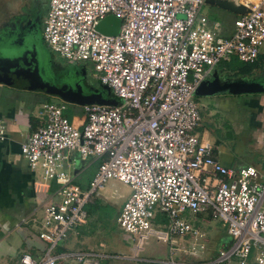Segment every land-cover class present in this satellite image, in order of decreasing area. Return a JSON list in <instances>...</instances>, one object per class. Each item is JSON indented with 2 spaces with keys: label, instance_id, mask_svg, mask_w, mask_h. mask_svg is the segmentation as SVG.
Masks as SVG:
<instances>
[{
  "label": "built area",
  "instance_id": "1",
  "mask_svg": "<svg viewBox=\"0 0 264 264\" xmlns=\"http://www.w3.org/2000/svg\"><path fill=\"white\" fill-rule=\"evenodd\" d=\"M204 0H47L41 40L68 62L91 63L94 77L115 104H84L83 122L63 115L65 103L44 102V123L22 142L20 153L54 197L40 205L39 253L22 252L19 264L56 259L96 264L93 252H55L65 235L86 220L85 207L108 179L130 193L115 217L117 227L139 242L148 234L166 241L167 262L157 264H264V183L253 165H223L213 145L195 132L200 121L196 87L234 55L253 62L264 46V0L249 4L227 37L200 13ZM106 15L120 20L115 35L95 26ZM4 130L0 126V139ZM97 161L80 188L67 170L72 159ZM157 212L167 217L152 230ZM207 215L225 225L228 240L200 261L185 260L203 236L182 214ZM27 218L15 224L20 228ZM191 236L187 245L183 240ZM176 237H182L179 242ZM175 252H179L173 257ZM1 264V262H0Z\"/></svg>",
  "mask_w": 264,
  "mask_h": 264
},
{
  "label": "crops",
  "instance_id": "2",
  "mask_svg": "<svg viewBox=\"0 0 264 264\" xmlns=\"http://www.w3.org/2000/svg\"><path fill=\"white\" fill-rule=\"evenodd\" d=\"M254 1L256 0H229L233 6L240 4L246 9H248L249 4ZM204 3L205 2H203L202 5H204ZM208 5H210L208 10H211L212 12L219 11L221 15L232 19L229 26L220 23L216 19L209 21L218 24L217 33L220 36H229L233 31L234 19L242 15L244 12L236 13L218 7L215 4ZM13 35V33H10V36ZM3 39H5L3 40L5 43H3L6 45L8 38ZM39 39L42 42L41 37H38L37 41H39ZM263 48L260 50L262 51ZM43 70H45V68ZM45 74L46 71L42 74V77L43 75L45 76ZM43 79L48 81L45 77H43ZM94 80L99 82L97 79ZM205 80H207V78ZM78 83L75 85H79ZM259 83L264 85V82ZM85 85L87 86L86 88L91 87L87 80H85ZM70 86L74 87V84ZM79 87L81 89L80 85ZM81 91L85 93L87 90L85 89L84 91ZM43 94L47 93L41 90L26 89L0 81V126H2L4 130L3 138L0 139L1 264H19L18 258L20 253L27 252L31 255H36L43 246L35 235L40 224V205L45 200L54 197L57 186L53 181H43L38 172L32 171L27 165L26 160L22 157L19 148L20 142L25 140L33 130L44 123V114L39 112L40 105L42 102L50 101L48 97H45ZM250 94L251 95L248 97H245L244 94H215L214 103L218 110L226 112L233 119L235 116H239L244 121H254L258 143L260 146H263L264 92ZM58 99L60 100L59 102H56L57 104L63 102L66 105L63 113L67 110V105L71 104L70 111L72 116L68 117L65 113L64 115L74 125L80 126L84 118L83 112L82 114L77 113L76 106L73 105L74 103H68L60 97H58ZM79 106L81 109L82 105ZM257 108H260L259 110L261 111L257 110ZM214 114L215 112H213V108H211L210 111L205 112L204 116L203 114L202 117L200 116V124L198 123L195 132L203 140H206L203 132L204 129L202 128L200 133H198L197 128L203 127L201 124L204 122V119L206 118L209 120V116L211 117ZM213 148L216 153V148L214 146ZM91 162L92 159L87 162L86 165L89 166ZM71 164H69L68 168ZM240 166L231 168L234 169ZM84 167L85 166L81 167L79 164L74 166L72 171L73 178L78 180L81 184H86V173L80 180L77 179L76 175L82 173ZM109 204V201L104 199L98 200L97 198L87 204L85 207V223L70 230L61 243L56 247L55 252H93L97 254L95 258L96 264H130V250L135 251L139 246L136 247L132 244V247L130 248L129 237L121 231L115 223V217L120 210L122 201H120L118 207H116L114 211L112 209L113 206L109 207ZM23 217L27 218V223L20 228H16L15 224ZM228 239L221 241L218 246L221 243L226 242ZM212 255L213 254H210V256ZM206 257L207 254L203 253L202 255H192L191 259H193V261H198L199 259H205ZM58 260L60 262H58ZM151 262L157 264V261L151 260ZM54 264L88 263L76 262L73 259H56Z\"/></svg>",
  "mask_w": 264,
  "mask_h": 264
},
{
  "label": "rangeland",
  "instance_id": "3",
  "mask_svg": "<svg viewBox=\"0 0 264 264\" xmlns=\"http://www.w3.org/2000/svg\"><path fill=\"white\" fill-rule=\"evenodd\" d=\"M46 2L47 0H0V33L6 30H11V21L13 18H15V15L21 12V8L25 9V11L32 15V18L36 23L35 29L29 32L33 33V36L29 39V42L33 45H36L41 50V52H43L44 68L46 71V77L50 79L49 83L59 85L63 81L67 82L70 80L68 76L70 75L73 78L71 81L72 84L74 79L78 78V82L83 81L85 83L86 79L89 81L90 85H93L92 82L96 78L93 76L94 71L92 69L91 63L87 61L68 62L50 50L43 41L41 42L40 39L37 41V38L41 37L40 32L42 27V19L45 13L44 8ZM209 8L210 5L204 3L200 9V13L204 15L208 21L216 19L224 25H230L232 22L231 18L221 15L219 11L212 12L211 10H208ZM26 9H30L32 12H29ZM16 39L17 38L11 36L7 44L10 45V43ZM206 78L207 80L211 81L212 84L222 86L230 82H235L241 77H235L229 74L227 75L224 70L215 67ZM243 80L264 82V66L261 69L254 70L250 76H245ZM43 95L48 97L50 102L56 103L60 100L55 95ZM250 95V93L244 94L245 97ZM193 100L197 103V107L200 112L199 115L201 117L202 114L204 116L205 112L210 111L211 108H213V112H215L214 115L211 117L209 116V120L206 118L204 119V122L201 124L203 127L197 128V132L200 133V130L202 128L204 129V137L216 148L218 160L227 167L253 164L260 175L258 178L259 182L264 183V145L260 146L258 143L254 121H244L239 116H235L233 119L226 112L218 110L214 103L215 95H193ZM73 105L76 106L77 113L82 114L80 106L75 104ZM70 106L71 104H68V108L64 112L68 117L72 116ZM259 109L260 108H257V110ZM90 160V157L86 158L85 160H80L78 158L70 160L72 164L68 168V172L72 174L73 168L76 165L80 164L81 167L85 166L83 172L76 175L77 179H82L85 173L90 170V167L86 165ZM129 193L130 188L128 185L123 184L115 179H108L103 185V188L96 191L92 195L91 199L93 200L97 198L98 200L104 199L109 201V207L113 206L112 209L114 211L115 208L118 207L120 201L123 202V199L127 197ZM158 217H165V219H167V217L165 214L157 212L155 218L152 220V230L161 232V227L164 228V226ZM182 218L186 219L189 224L196 226L201 232H203V236L198 240L203 247L201 249L197 248L194 255H202L204 253L207 254V257L205 258L207 259L210 254L215 253L216 248L221 241L228 239V235L225 232V225L220 220L212 219L207 215L190 216L188 212L182 214ZM176 239L179 242H182V237H176ZM183 241L189 245L192 241L191 236L185 237ZM129 242L131 248L132 244H138V237L133 238L132 241ZM178 253L179 252H175L173 257L177 256ZM182 257L185 260L193 261L191 256ZM130 258V264H138L151 260L167 262L169 259L168 244L166 241L162 240L161 237L155 234H148L139 242V248H137L135 251L130 250ZM200 260L204 259H199L198 261ZM58 262L60 261L58 260ZM228 264H237V262L232 259Z\"/></svg>",
  "mask_w": 264,
  "mask_h": 264
},
{
  "label": "water",
  "instance_id": "4",
  "mask_svg": "<svg viewBox=\"0 0 264 264\" xmlns=\"http://www.w3.org/2000/svg\"><path fill=\"white\" fill-rule=\"evenodd\" d=\"M204 2L215 4L218 7L236 13H245L248 11L243 5L238 4L237 6H233L229 0H204ZM119 23L120 20L117 17L106 15L98 21L95 28L99 33L115 35L118 32ZM6 31L0 33V81L26 89L41 90L47 94L58 96L68 103L79 105L91 103L115 104V99L113 98L109 102L108 100L101 98L99 94H83L79 85H75L76 83L74 84V87L63 84L57 86L44 80L42 77V74L45 71H43V52H41L36 45L30 44V49L36 51L38 54V58L35 60V58H32L31 54L28 52V48L22 46L15 47L8 44L5 45V42L3 41L5 39L3 38L9 37L8 31ZM105 88L108 89L104 86V89ZM256 92H264V85L262 83L238 79L235 82L218 86L212 84L209 80H205L196 87L194 95L210 96L224 93L245 94Z\"/></svg>",
  "mask_w": 264,
  "mask_h": 264
},
{
  "label": "trees",
  "instance_id": "5",
  "mask_svg": "<svg viewBox=\"0 0 264 264\" xmlns=\"http://www.w3.org/2000/svg\"><path fill=\"white\" fill-rule=\"evenodd\" d=\"M263 66H264V48L262 51L260 50V52L257 54L256 59L251 63L239 61L234 55H232L229 58V60L221 61L216 65V67H218L219 69L224 70L227 73V75L229 74L231 76H235V77L238 76L241 78H244L245 76H250L254 70L261 69L263 68ZM92 83L94 86L91 85L92 87L86 88L87 91L85 93L82 92L83 94H99L101 98L108 100L109 102L110 100H112V97L108 89L105 88L107 90L106 92L104 86L99 84V82H97L96 80H94ZM96 165H97V161L92 160L91 164L89 165L90 170L86 172L87 175L86 184H81L78 180L75 179H72V181L78 184L80 187L86 188L89 179L91 178L93 172L96 169ZM158 218L160 219L163 226L167 225V219H165V217H158ZM138 264H156V263L147 261Z\"/></svg>",
  "mask_w": 264,
  "mask_h": 264
},
{
  "label": "flooded vegetation",
  "instance_id": "6",
  "mask_svg": "<svg viewBox=\"0 0 264 264\" xmlns=\"http://www.w3.org/2000/svg\"><path fill=\"white\" fill-rule=\"evenodd\" d=\"M26 10H28L29 12H32L30 9H26ZM44 10H45V8H44ZM11 23H12L11 30H7L8 34H9L8 38L10 39L11 38L10 33H13L14 34L13 37H15L17 39L14 40L13 42H11L10 45L11 46H15V47L22 46V47L28 48L27 50L31 54V57L32 58L34 57L35 60H36V58H38V54H37L36 51L30 49V46H29L31 44L29 42V39L33 36V33H29V32L31 30H34L35 29V25H36L35 20H33V18H32V15H30L27 11H25V9L21 8V12L18 13L17 15H15V18H13ZM9 39H8V41H9ZM16 49H19V48H16ZM43 73H45V71ZM68 76L70 78L69 81H67V82L63 81L57 86H60L61 84L66 85V86H70V85H73L75 83H78L79 79L75 78L74 81H73V84H72L71 81H72L73 78L70 75H68ZM43 77L48 79V81L50 80L48 77H46V74H45V76L43 75ZM78 84L81 86V89L83 91L86 89L85 88L86 87L85 83L83 81H80Z\"/></svg>",
  "mask_w": 264,
  "mask_h": 264
}]
</instances>
